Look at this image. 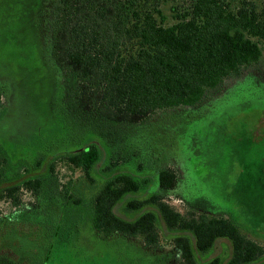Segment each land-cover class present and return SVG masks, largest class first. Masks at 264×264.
I'll return each mask as SVG.
<instances>
[{
  "label": "trees",
  "instance_id": "trees-1",
  "mask_svg": "<svg viewBox=\"0 0 264 264\" xmlns=\"http://www.w3.org/2000/svg\"><path fill=\"white\" fill-rule=\"evenodd\" d=\"M52 2L48 15L52 53L67 71L65 87L72 92L64 112L100 126L144 125L161 113L160 122L199 109L226 80L257 63L264 47V8L249 1L238 5L230 0ZM85 146L65 156L72 169L81 171L78 181L58 189L50 167L44 177L0 191V199L12 200L14 215L25 208L33 212L41 202L58 203L62 213L75 215L79 228L86 229L94 243L141 249L158 264H264V248L234 221L194 212L184 216L163 201L158 192L178 184L171 169L155 175L156 190L150 189L147 198L126 202L128 219L117 216L114 207L126 196L146 190L149 180L123 170L94 178L100 151L95 143ZM20 187L33 195V203L21 206L15 197ZM161 222L171 246L160 245ZM30 229L34 232L37 226ZM59 233L56 226L48 235L57 238ZM217 239L229 241L230 258L200 260L199 256L210 254ZM7 258L0 264H10Z\"/></svg>",
  "mask_w": 264,
  "mask_h": 264
},
{
  "label": "rangeland",
  "instance_id": "rangeland-1",
  "mask_svg": "<svg viewBox=\"0 0 264 264\" xmlns=\"http://www.w3.org/2000/svg\"><path fill=\"white\" fill-rule=\"evenodd\" d=\"M52 1L46 2L47 18ZM230 1L235 5L249 1L264 8V0ZM33 2L37 0H0V63L9 64L10 83L17 99L8 110L7 99L0 97V111L4 108L0 113V141L4 149L13 152L11 155L0 148V191L29 178L44 177L50 167L58 189L78 181L83 177L81 171L72 169L60 154L92 142L100 151L94 178L123 170L138 174L142 181L149 180L146 190L126 196L114 207L117 216L128 219L126 202L147 198L155 175L161 169H171L178 184L170 191L158 192L165 203L184 216L194 212L229 218L264 248V47L257 63L226 80L199 109L160 122L161 113L144 125L107 122L100 126L64 112L72 92L65 87L67 71L51 52L48 61L59 79L58 103L49 98L55 72L40 63L35 51L32 22L37 10ZM46 24L41 32L45 45H49L50 26ZM41 125V134H33V129ZM91 135L95 138H89ZM15 197L21 206L35 200L23 187ZM11 202L10 198L0 199V218L16 211ZM58 206L41 202L33 212L25 208L0 221V260L7 261L8 257L10 264H158L141 249L123 244L116 248L109 241L94 243L87 238V230L79 228L75 215L62 213ZM33 225L37 226L34 232L30 229ZM56 226L60 228L58 237H49ZM159 235L161 246L172 245L166 239L169 232L163 222ZM132 251L137 254L132 255ZM231 252L229 241L217 239L210 254L198 258L225 262ZM13 256L21 260L17 262Z\"/></svg>",
  "mask_w": 264,
  "mask_h": 264
},
{
  "label": "flooded vegetation",
  "instance_id": "flooded-vegetation-1",
  "mask_svg": "<svg viewBox=\"0 0 264 264\" xmlns=\"http://www.w3.org/2000/svg\"><path fill=\"white\" fill-rule=\"evenodd\" d=\"M46 2H48V0H37L36 3L33 2L34 3L33 7L37 10V13L35 14L36 19L34 22H32V24H33L34 34L36 35V38H35L36 50L35 51L37 52L36 54L39 56L40 63L45 68H47L48 70L52 69L55 72L53 74L54 83L49 81V82H51V85H52V93H51L49 98L51 100H53L54 102L56 101V104H57L58 101H57L56 97L58 96L57 95L58 92H56V89H57V82H59L58 81L59 79H58V76H56V74H57L56 69H54V67H52L48 61V58H49L48 53L49 52L52 53V48H51L52 47V43H51L52 39H51L49 45H45V43H44L45 41L43 40L44 34H42V32H41L42 29L46 30V25H47L46 23H49L48 18H47V13H46ZM31 11L33 12L32 14L34 15V11L33 10H31ZM49 34H50V38H51L52 37L51 31ZM48 66H49V68H48ZM10 80H11V76L9 73V64L7 62H1L0 63V97L4 96L7 99L6 100V103H7L6 108H8V110L13 108L16 104L15 101H17L15 94H14V91H13L12 84L10 83ZM3 109L0 111L1 114H2ZM42 127H43V125L33 129V134H35V135L41 134ZM10 128H12V127H10ZM48 130H52V128L49 126ZM85 145H86L85 143L82 145L80 144V146L74 151L78 152L81 148L86 147ZM0 148L2 150L4 149L3 143L1 141H0ZM4 150H8V149L5 148ZM74 151H69L66 149V150L62 151L60 155L67 156L70 152H74ZM8 152L11 155H13L12 151L8 150ZM2 165L3 164L0 163V169H1ZM1 178H2V175H1V170H0V179ZM11 215H13V213L9 214L6 217H10ZM0 219H3V218H0Z\"/></svg>",
  "mask_w": 264,
  "mask_h": 264
}]
</instances>
